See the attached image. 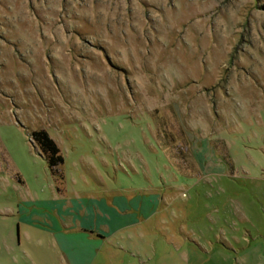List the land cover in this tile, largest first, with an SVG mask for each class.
Here are the masks:
<instances>
[{"label": "rangeland", "instance_id": "1", "mask_svg": "<svg viewBox=\"0 0 264 264\" xmlns=\"http://www.w3.org/2000/svg\"><path fill=\"white\" fill-rule=\"evenodd\" d=\"M91 172L170 204L110 264H264V0H0V264H33L3 212L28 181Z\"/></svg>", "mask_w": 264, "mask_h": 264}, {"label": "crops", "instance_id": "2", "mask_svg": "<svg viewBox=\"0 0 264 264\" xmlns=\"http://www.w3.org/2000/svg\"><path fill=\"white\" fill-rule=\"evenodd\" d=\"M90 175L95 188L69 189L64 177L56 194L46 191L36 176L31 186L28 181L24 198L4 206L5 215L17 217L19 247L24 241L22 250L29 262L45 264L47 248L58 264H110L111 249L131 242L133 229L146 230L149 223L161 222L153 217L161 206H170L161 202L164 197L158 186L110 190L97 172Z\"/></svg>", "mask_w": 264, "mask_h": 264}, {"label": "trees", "instance_id": "3", "mask_svg": "<svg viewBox=\"0 0 264 264\" xmlns=\"http://www.w3.org/2000/svg\"><path fill=\"white\" fill-rule=\"evenodd\" d=\"M31 138L38 145L40 154L45 158L50 173L61 180L63 175L60 166L63 163V156L55 140L43 128L33 130Z\"/></svg>", "mask_w": 264, "mask_h": 264}]
</instances>
